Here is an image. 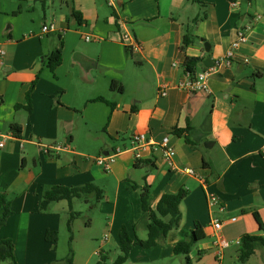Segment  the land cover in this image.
Returning <instances> with one entry per match:
<instances>
[{
    "label": "crops",
    "instance_id": "crops-1",
    "mask_svg": "<svg viewBox=\"0 0 264 264\" xmlns=\"http://www.w3.org/2000/svg\"><path fill=\"white\" fill-rule=\"evenodd\" d=\"M201 2L0 0V131L12 133V125L22 130L0 149V193L14 212L0 240L14 242L18 264L54 259L58 248L45 236L68 223L70 205L61 201L40 212V204L45 191L57 186L101 189L104 199L94 206L91 196L87 205L118 232L119 243L123 226L132 237L147 239L149 214L134 186H150L153 209L164 194L188 191L180 228L164 245H135L126 264H185L174 248L196 222L207 238L190 254L192 264H238L237 242L246 234L264 236L254 217L264 224V0ZM46 25L54 30L43 35ZM242 29H248L247 41L232 65L211 75L206 92L179 87L187 79V59L199 60L195 74L213 68ZM186 35L193 43L182 48ZM61 44L62 63L53 71L49 59ZM113 82L123 92L112 91ZM162 85L169 87L167 96L159 93ZM176 129L188 130L180 136ZM139 134L156 142L169 137L174 169L154 146L138 148ZM56 144L65 150L46 153ZM111 156L107 173L96 159ZM210 194L224 208L215 214L231 243L221 261L213 245ZM25 215L27 229L21 230ZM262 248L257 252L264 263Z\"/></svg>",
    "mask_w": 264,
    "mask_h": 264
},
{
    "label": "trees",
    "instance_id": "trees-1",
    "mask_svg": "<svg viewBox=\"0 0 264 264\" xmlns=\"http://www.w3.org/2000/svg\"><path fill=\"white\" fill-rule=\"evenodd\" d=\"M158 1V0H156ZM196 3L202 4L201 0H191ZM235 1V0H231ZM73 16L78 18L81 22V16L79 13H73ZM193 43V37L186 35L183 41V47L186 48ZM62 63V44L56 50V52L49 59V68L55 70ZM199 63L198 59H187L185 62L186 72L195 75V69ZM112 91L123 92L122 86L113 82L111 84ZM97 100L106 101L104 98ZM17 109L23 108L21 105L16 106ZM31 112V99L28 96V104L25 107ZM188 129H176V134L183 135ZM11 131L17 138L21 137L22 130L17 125H12ZM135 189L141 190V206L144 212L149 214L148 235L146 240L139 239L136 235L132 237L130 231L123 227L120 232V256L116 259L114 264H126L130 258L133 247L140 246L143 249H151L160 245H164L168 234L172 230L179 229L182 222V212L180 205L188 195V191L181 190L178 193H166L164 194L156 207L153 209L149 202L152 195L149 185L144 187H136ZM93 196L95 200L92 203L96 206L100 201L104 199V193L98 187L90 184L83 187H53L45 191L43 199L40 204V212H48L50 206L53 203L67 201L70 205V218L68 220V228L71 230V224L80 213L72 210V203L75 199H86L89 202V197ZM14 214L12 210V203L4 193H0V229L6 225L8 219ZM254 217L259 226V230L264 232V224L262 223L260 216L254 213ZM185 239L179 242L174 248V254L176 256H184L187 264H192L190 259L192 251L203 241L206 240V232L200 222H196L194 229L184 233ZM46 240L53 243V248L56 250V242L58 239V233L55 231H48L45 236ZM135 239V240H134ZM264 248V236H252L249 234L244 235L241 238V244L239 249L238 264H247L250 258L256 254L258 248ZM199 257L202 256V252H199ZM107 256L102 255V260L98 264H107ZM0 261H11L12 264H18L15 255V245L10 239L0 240ZM56 264H74L71 257L65 260H59Z\"/></svg>",
    "mask_w": 264,
    "mask_h": 264
},
{
    "label": "built area",
    "instance_id": "built-area-1",
    "mask_svg": "<svg viewBox=\"0 0 264 264\" xmlns=\"http://www.w3.org/2000/svg\"><path fill=\"white\" fill-rule=\"evenodd\" d=\"M116 0H108L109 4L111 6H114ZM232 7L236 8L238 7V2H232ZM54 30L53 26H44L42 29V34L46 35L47 33ZM248 29H242L238 33L237 39L231 44L230 49L228 52L223 56L218 58L215 61V65L213 68L208 69L207 71H202L199 74H189L186 72V81L181 83L179 85L180 88L188 91L191 94H197V93H203L208 90V81L211 75L216 74L219 72V70L222 67L230 66L232 65L235 57L236 52L239 48V46L247 41L246 33ZM126 38H129V34H125ZM87 41H91L90 38H86ZM127 47H131L135 50H138V47L134 43H126ZM5 55V52L0 49V58H2ZM174 66H178V63H174ZM169 87L167 85H162L159 89V93L161 96H167L168 95ZM16 137L14 133H3L0 131V149L5 150L6 144L8 139ZM134 143L138 148H143L147 146H154L157 151L161 152L165 163L172 169L175 167L174 158L176 156V150L170 146V140L169 137H164L161 142H156L152 138H148L145 134H139L134 137ZM65 148L60 145H53L51 147H48L46 149V153L51 152H61L64 151ZM140 156L138 155V158ZM96 162L99 166H101L107 173L111 171L112 163L114 162V156L111 157H99L96 159ZM183 172L194 176L195 171L193 169L185 168L183 169ZM208 205L209 210L212 216V228H213V237H214V249H215V255L218 260H222L225 254V251L231 246V243L225 238L223 234L224 229V223L219 220L215 214V210H218L220 212L224 211V208L221 205L220 200L216 195L210 194L208 196ZM236 219L233 218L232 221H235ZM241 241L237 242V245H240Z\"/></svg>",
    "mask_w": 264,
    "mask_h": 264
},
{
    "label": "rangeland",
    "instance_id": "rangeland-1",
    "mask_svg": "<svg viewBox=\"0 0 264 264\" xmlns=\"http://www.w3.org/2000/svg\"><path fill=\"white\" fill-rule=\"evenodd\" d=\"M88 204L86 199H75L74 207L76 211H80L82 214L73 220L70 227L71 230H69L67 223H65L60 231H58V239L56 242V248L58 249L56 252L54 251V259L47 264H56L57 261L65 260L68 257L73 259L74 264H98L102 260V255L105 254V256H108L106 259L107 264H114L120 256L119 237L117 239L118 232L116 231L113 234L110 223L103 218H99L96 210L91 211V204ZM92 204L96 203L94 202ZM105 239L108 240L104 242ZM101 249L105 254H100L99 251ZM256 254L250 258L247 264H264L261 254L259 252H256ZM131 261L129 264H139L134 259ZM184 263L186 264V261ZM0 264L12 263L11 261H0ZM177 264L179 263L177 262Z\"/></svg>",
    "mask_w": 264,
    "mask_h": 264
},
{
    "label": "clouds",
    "instance_id": "clouds-1",
    "mask_svg": "<svg viewBox=\"0 0 264 264\" xmlns=\"http://www.w3.org/2000/svg\"><path fill=\"white\" fill-rule=\"evenodd\" d=\"M20 229L21 230H26L27 229V215H25L21 222H20Z\"/></svg>",
    "mask_w": 264,
    "mask_h": 264
}]
</instances>
